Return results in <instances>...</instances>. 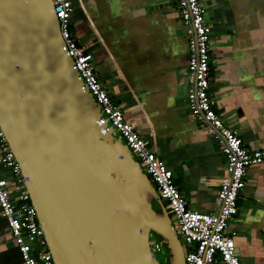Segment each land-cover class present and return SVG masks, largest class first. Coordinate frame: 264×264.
Here are the masks:
<instances>
[{"label":"water","instance_id":"water-1","mask_svg":"<svg viewBox=\"0 0 264 264\" xmlns=\"http://www.w3.org/2000/svg\"><path fill=\"white\" fill-rule=\"evenodd\" d=\"M0 129L54 264H160L152 236L167 264H185L155 187L66 53L52 0H0Z\"/></svg>","mask_w":264,"mask_h":264},{"label":"crops","instance_id":"crops-1","mask_svg":"<svg viewBox=\"0 0 264 264\" xmlns=\"http://www.w3.org/2000/svg\"><path fill=\"white\" fill-rule=\"evenodd\" d=\"M72 32L100 82L172 171L188 208L212 215L226 176L221 145L189 112L188 44L178 6L150 0H69ZM211 28L210 91L248 152L264 151V0H200ZM1 176L12 188L11 176ZM240 264H264V161L251 166L229 224ZM0 264H22L0 216Z\"/></svg>","mask_w":264,"mask_h":264},{"label":"built area","instance_id":"built-area-1","mask_svg":"<svg viewBox=\"0 0 264 264\" xmlns=\"http://www.w3.org/2000/svg\"><path fill=\"white\" fill-rule=\"evenodd\" d=\"M52 2L66 53L74 61L85 89L155 187L181 241L185 264H240L234 244L236 234L229 230V224L238 213V199L246 186L247 170L264 161V151L248 152L237 132L229 129L215 110L210 91L211 28L205 22L200 0H178V7L189 50L187 71L193 83V89L186 95V104L200 126H208L207 133L221 145L227 162L226 176L217 194L219 209L212 215L199 214L188 208L172 171L147 146L139 132L125 122L121 109L114 104L94 70L93 55L83 50L72 32L70 1ZM1 171L9 174L14 184L9 188L0 174V216L7 224L22 264H54L21 170L0 129ZM149 245L155 256L166 255L159 238L150 237Z\"/></svg>","mask_w":264,"mask_h":264},{"label":"rangeland","instance_id":"rangeland-1","mask_svg":"<svg viewBox=\"0 0 264 264\" xmlns=\"http://www.w3.org/2000/svg\"><path fill=\"white\" fill-rule=\"evenodd\" d=\"M180 243H181V241H180ZM156 258H157V260L159 261L160 264H166V262H165L166 255L164 256L163 254H157Z\"/></svg>","mask_w":264,"mask_h":264},{"label":"flooded vegetation","instance_id":"flooded-vegetation-1","mask_svg":"<svg viewBox=\"0 0 264 264\" xmlns=\"http://www.w3.org/2000/svg\"><path fill=\"white\" fill-rule=\"evenodd\" d=\"M154 210H156L155 207H154ZM166 264H167V263H166Z\"/></svg>","mask_w":264,"mask_h":264}]
</instances>
